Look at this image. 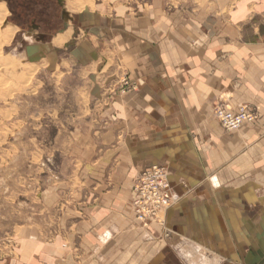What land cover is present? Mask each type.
I'll return each mask as SVG.
<instances>
[{
  "label": "crops",
  "instance_id": "crops-1",
  "mask_svg": "<svg viewBox=\"0 0 264 264\" xmlns=\"http://www.w3.org/2000/svg\"><path fill=\"white\" fill-rule=\"evenodd\" d=\"M216 8L225 15L177 19L154 5L79 15L88 38L65 59L84 61L85 91L103 94L104 176L85 181L97 192L85 191L81 262L59 264H264V0ZM69 29L39 41L43 55L56 57ZM124 76L135 86L121 92ZM243 105L258 119L226 131L215 109ZM154 164L173 194L165 225L143 224L132 203L135 175Z\"/></svg>",
  "mask_w": 264,
  "mask_h": 264
},
{
  "label": "rangeland",
  "instance_id": "rangeland-1",
  "mask_svg": "<svg viewBox=\"0 0 264 264\" xmlns=\"http://www.w3.org/2000/svg\"><path fill=\"white\" fill-rule=\"evenodd\" d=\"M227 1L235 8L243 0H0V32L11 35L0 49V264L82 260L85 191L97 192L85 190V181L92 186L104 174L94 119L103 94L85 91L84 61L65 59L88 38L79 15L91 18L90 9L112 19L120 8L135 15L154 5L177 19L223 16ZM67 23L57 56L43 55L38 42ZM112 84L106 99L117 91ZM120 84L121 92L135 86L128 76Z\"/></svg>",
  "mask_w": 264,
  "mask_h": 264
},
{
  "label": "built area",
  "instance_id": "built-area-1",
  "mask_svg": "<svg viewBox=\"0 0 264 264\" xmlns=\"http://www.w3.org/2000/svg\"><path fill=\"white\" fill-rule=\"evenodd\" d=\"M215 116L226 131L236 130L244 123L258 119L257 111L247 105L237 110L220 106L215 109ZM133 191L132 203L137 220L143 224L165 225L167 210L173 203L166 168L154 164L145 169L134 181Z\"/></svg>",
  "mask_w": 264,
  "mask_h": 264
},
{
  "label": "bare ground",
  "instance_id": "bare-ground-1",
  "mask_svg": "<svg viewBox=\"0 0 264 264\" xmlns=\"http://www.w3.org/2000/svg\"><path fill=\"white\" fill-rule=\"evenodd\" d=\"M0 9L5 10L3 4L0 5ZM28 34H29V33H28ZM10 36H11V35L9 34V32H7V33H6V31H4V32H0V49H1V46H2L5 42H7V40L10 39Z\"/></svg>",
  "mask_w": 264,
  "mask_h": 264
},
{
  "label": "water",
  "instance_id": "water-1",
  "mask_svg": "<svg viewBox=\"0 0 264 264\" xmlns=\"http://www.w3.org/2000/svg\"><path fill=\"white\" fill-rule=\"evenodd\" d=\"M59 1V0H58Z\"/></svg>",
  "mask_w": 264,
  "mask_h": 264
}]
</instances>
